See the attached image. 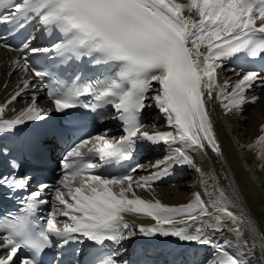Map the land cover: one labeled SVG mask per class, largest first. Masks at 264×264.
I'll use <instances>...</instances> for the list:
<instances>
[{"label":"snow or ice","instance_id":"snow-or-ice-1","mask_svg":"<svg viewBox=\"0 0 264 264\" xmlns=\"http://www.w3.org/2000/svg\"><path fill=\"white\" fill-rule=\"evenodd\" d=\"M30 19L37 20L49 34L58 33L59 42L38 49L30 48L28 40L15 51H55L64 62L92 57L97 65L111 70L85 82H80L79 76L71 83L55 79L48 87L53 107H38L33 96V102L14 119L0 118V133L11 132L26 121L43 120L53 111L64 113L78 107L96 111L110 105L116 110L115 118L122 122L124 135L114 141L106 134L81 139L64 156L55 185L40 183L24 199L21 212L0 219V251L4 253L0 264H15L23 249L31 255L20 258V264H38L36 257L46 249L63 248L84 239L96 245L106 241L119 245L136 235L135 225L125 220V214L154 221L139 226L144 236L159 234L210 245L217 252L213 264H249L247 253L239 245L232 252L229 240L220 243L213 239L212 233L227 227L226 219L232 223L228 230L239 239L240 224L245 222L243 214L237 216L229 210L231 201L222 189H218L219 202H213L210 210L199 192L193 193L186 205L170 206L158 199H143L136 195L134 186L150 189L168 174L172 164L195 167L188 150L203 152L208 147L221 155L206 102L219 89L216 98L225 111L239 110L246 102L247 90L257 83L264 86V76L257 71L244 72L230 92L228 81L221 87L216 79L226 59L264 58V0H0V23L23 27L22 21ZM13 63L41 81L53 75L51 70L30 67L26 57L22 64L19 59ZM153 82L159 87L151 100L173 131L143 130L140 117L149 106L146 100ZM28 87L29 80L24 79L23 88L7 103ZM85 97L91 100L86 102ZM257 100L251 98L253 103ZM4 112L5 105H0V116ZM261 132L249 147L259 146L258 154L264 159V125ZM140 141L170 146V154L153 165L158 171L134 178L142 167L137 164L126 175L109 178L94 174L100 165L92 162L93 156L103 164H120L131 158ZM177 143L179 147H171ZM12 167L18 169L20 165L13 163ZM30 180L0 176V186L24 189ZM49 188L54 191L52 211L37 218L38 207L48 203L39 197ZM58 216L68 219L59 222ZM248 224L254 231L250 220ZM90 264H117V260L111 254L94 255Z\"/></svg>","mask_w":264,"mask_h":264},{"label":"bare ground","instance_id":"bare-ground-1","mask_svg":"<svg viewBox=\"0 0 264 264\" xmlns=\"http://www.w3.org/2000/svg\"><path fill=\"white\" fill-rule=\"evenodd\" d=\"M186 3L187 0H178ZM185 12V15H188ZM259 24V22H258ZM17 60L15 53L0 48V102L5 105V116L16 117L36 97L38 107H46L42 94L37 90H24L17 96L16 100L7 103L11 96L23 88V80L27 74L22 67H17L13 61ZM242 75L240 71L233 70L223 64L217 70V83L223 87L225 81L229 82L227 91H231V85ZM31 81L29 85H31ZM216 89L213 96L207 103L211 109L216 131L219 137L221 155H217L206 147L202 152L199 150H188L195 167L187 165L184 171L166 182L152 184L150 189L136 188V195L146 200H160L163 204L170 206L186 205L193 199V193L199 192L201 198L210 206L213 202H219V191L222 189L225 196L231 201L228 208L237 216L243 214L245 222L240 224L242 236L238 239L234 232L228 229L232 227L230 220H225L227 227L220 232L212 233L213 239L223 243V239L231 242L229 250L236 251V245L247 253L246 259L249 264H264V159L258 154L259 146L253 145L257 137L261 135V124L264 123V86L255 84L245 93L246 102L239 110L226 112L221 102L216 98ZM156 91L148 93L149 99L146 102L149 112L146 123L152 127L163 128L167 119L159 112L151 96ZM258 100L251 102L252 97ZM174 144L171 147H179ZM171 148L168 144H162L155 149L153 155L144 160L142 165L148 169L143 171V166L135 173L134 178L148 176L158 171L153 165L163 160L170 154ZM146 161V162H145ZM172 164L169 172L176 168ZM197 168L201 172H197ZM203 173V175H202ZM167 175V174H166ZM165 176V175H164ZM131 218H143L151 221L143 215L126 214ZM254 226V231L249 227L248 221ZM247 241V245L244 244ZM208 249H212L208 245ZM217 256L215 250L211 251L207 263Z\"/></svg>","mask_w":264,"mask_h":264},{"label":"rangeland","instance_id":"rangeland-1","mask_svg":"<svg viewBox=\"0 0 264 264\" xmlns=\"http://www.w3.org/2000/svg\"><path fill=\"white\" fill-rule=\"evenodd\" d=\"M146 162V161H145Z\"/></svg>","mask_w":264,"mask_h":264}]
</instances>
